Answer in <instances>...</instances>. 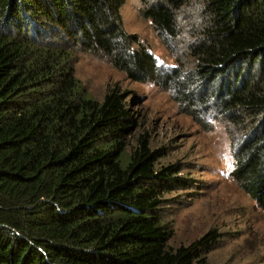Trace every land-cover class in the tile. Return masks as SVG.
Here are the masks:
<instances>
[{
	"label": "trees",
	"instance_id": "obj_1",
	"mask_svg": "<svg viewBox=\"0 0 264 264\" xmlns=\"http://www.w3.org/2000/svg\"><path fill=\"white\" fill-rule=\"evenodd\" d=\"M139 1L164 42L186 38L190 71L181 56L162 70L124 29L123 0H0V264H210L220 235L169 245L158 210L165 191L188 187L181 168L159 166L164 151L146 134L131 141L127 92L88 95L54 36L168 87L183 107L214 100L231 121L258 119L236 143L232 176L264 213V0ZM208 81L221 84L209 94Z\"/></svg>",
	"mask_w": 264,
	"mask_h": 264
},
{
	"label": "rangeland",
	"instance_id": "obj_2",
	"mask_svg": "<svg viewBox=\"0 0 264 264\" xmlns=\"http://www.w3.org/2000/svg\"><path fill=\"white\" fill-rule=\"evenodd\" d=\"M143 7L139 0H123L120 14L124 29L149 47L163 71L174 67L180 56L184 58L183 68L190 71L193 61L184 54L186 38L172 45L164 42L151 22L142 17ZM194 17L180 19L188 26L195 22ZM52 39L73 49L74 75L88 95L101 100L112 87L127 92L139 123L131 141L134 143L140 133L146 134L152 148L164 151L159 166L176 164L181 168L178 175L188 187L165 191V201L158 210L173 230L169 245L190 243L215 228L220 235L206 254L210 264H264V213L232 176L236 143L253 131L258 119H253L252 124L240 116L238 122L231 121L214 100L205 109L196 105L183 107L168 87L152 80L132 81L106 57L78 49L63 38ZM219 84L208 81L207 93L211 94ZM221 89L225 90L224 85ZM195 109L196 116L191 111Z\"/></svg>",
	"mask_w": 264,
	"mask_h": 264
}]
</instances>
